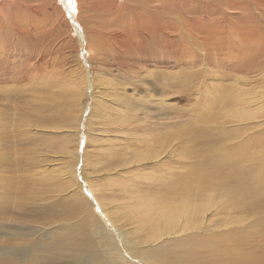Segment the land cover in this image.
<instances>
[{
    "label": "bare ground",
    "instance_id": "1",
    "mask_svg": "<svg viewBox=\"0 0 264 264\" xmlns=\"http://www.w3.org/2000/svg\"><path fill=\"white\" fill-rule=\"evenodd\" d=\"M70 1L0 0L2 214L6 211V214H14L16 211L24 217L28 212L22 205L8 208L5 201L18 185L6 171V157L15 158L9 155L11 147L18 143L26 130L43 136L47 132L52 135L56 130L48 131L45 125L38 129L35 117L26 112L17 124H13L17 110V102L13 99L19 97V92L53 95L55 89L62 88L79 104L82 94L83 97L86 95V88L93 89L89 118L84 122L88 137L84 136L96 145L93 144L91 152L86 149L84 169H89L99 179L92 186L87 185L90 198L99 205L90 200L81 187L70 190V177L74 173L69 171L65 179H61L66 192L64 201H54L51 206L58 214L66 216L65 219L76 216L79 220L76 224L67 221L46 223L47 231L39 234L29 247V264H58L53 256L60 261L59 264H264L255 256V245L250 236L241 233L231 219L237 214L248 213L249 205L256 206L264 199V169L256 170L253 176L255 179L261 176L262 189L259 182L248 183L245 176L252 165L249 159L246 160L248 153L251 154L249 158L252 157V150L240 145L230 148L234 152L229 155L225 141L215 151L223 154L214 155L213 150L211 156H199L203 148L200 142L188 146L187 140L169 139L163 131L175 122L170 123L167 115L161 114L169 107L170 88L177 78L170 69L169 59L178 55L176 68L196 74L194 71L209 57L204 50L214 49L220 54L217 47L223 49L229 40L235 43L238 32L243 40L261 46L264 42V0H74L76 10L71 13ZM62 27L67 33L63 32V44L75 40V49H62V41L57 42ZM18 48H25L27 55L23 54L27 59L21 63L15 53ZM158 51L166 57L150 64L145 57ZM256 54L258 59L248 66L245 64L249 74L242 73L243 77L238 81L232 82L225 79L227 75L224 77L210 69L204 70L205 74L216 79L223 91L220 101L215 99L218 110L225 103L232 109L219 113L222 121L217 122L216 129L221 133L226 126L234 129L240 125H252V122L253 125L263 122L264 67L259 62V54ZM62 55L68 59L67 69L62 66L64 73L58 68V59ZM189 55L191 63L185 64L183 61ZM9 60V71H6L4 64ZM130 69L133 71L129 73ZM121 73L126 74L120 78L124 86L109 88L107 77L116 79L122 76ZM7 75L12 76L4 79ZM251 80H255L257 85L249 86ZM127 87H132V94ZM141 91L144 96L139 93ZM112 104L120 108L119 114L111 109ZM148 105L153 107V111ZM86 108L84 105L82 113ZM128 111L134 115L145 112L146 118L141 119L147 125H142V128L150 130L149 134L137 138V133L126 130V125L136 122V116L130 117ZM7 115H10L9 119L5 117ZM110 115L120 137L132 141L131 146H122L121 154L104 143ZM70 116L72 120L73 116ZM74 121L73 124H64L66 126L59 130V135L63 133L62 136L68 138L78 136L79 143L81 121L79 125L78 119ZM94 121L96 125L92 124ZM70 125L76 126V130ZM93 125L99 128L98 133L93 132ZM106 155L111 164L107 163L104 170L98 160ZM120 158L121 161L128 158L122 167L121 163L118 164ZM76 159V152H69L66 165L76 166ZM42 160L34 159L39 168L46 170ZM135 163L139 168L132 170ZM44 172L40 173L41 180L47 183L44 174L53 178L54 171ZM115 174L119 178L114 184L113 180L105 177ZM27 176L25 178L32 181L30 174ZM112 186L116 188L115 192ZM253 193L256 200L250 198ZM116 194H123L129 200L124 208L116 204L117 200L113 198ZM127 222L130 224H125ZM257 224L261 226L262 220L257 219ZM216 229L223 231L217 238ZM207 230H213V234L208 236ZM21 235L23 233L18 231L13 236L18 239ZM257 240L264 244V231ZM4 250H0V257H3ZM11 257L16 258L13 254ZM8 261L4 258L0 262L8 264ZM17 262L20 264L19 260Z\"/></svg>",
    "mask_w": 264,
    "mask_h": 264
},
{
    "label": "rangeland",
    "instance_id": "2",
    "mask_svg": "<svg viewBox=\"0 0 264 264\" xmlns=\"http://www.w3.org/2000/svg\"><path fill=\"white\" fill-rule=\"evenodd\" d=\"M70 3H75V2L74 0H72L70 1ZM69 11L70 13L73 12L70 10V8ZM61 30H62V34L60 32L61 35L59 36L60 39L57 40V42L59 41V43L61 39L65 38V35L63 34L65 33L67 35L64 27H62ZM242 37H243L242 34L238 32L235 43H233V40L232 41L229 40V42H227L224 45L225 47H223V49L216 44L218 46L217 48L218 49L220 48L219 49L220 54L218 53V51L214 49L212 50L205 49L204 52H206V54L209 57L205 59L201 63V65L194 71L196 74L187 73L183 71V68L182 69L176 68L177 63H175V61L177 60V58H179L178 55L173 56L172 57L173 59L172 58L169 59L170 67H171L170 69L172 72L175 73V75H177V78L173 80L175 85L171 86L170 88L169 93L171 94L169 98L170 99L169 107L165 108L166 111L163 112L161 111V114L164 115L166 114L168 121L170 123L171 122H175V123H173L169 129L164 130L163 132L169 135L170 140L171 139L173 140L180 139L182 141L187 140L188 146L193 145L195 142H200L201 145H203V148L199 152V156L201 154L210 155L213 153V150L215 153V154L213 153L214 155L218 154L216 153L217 152L216 150L219 147L223 146L225 144L224 143L225 141H227L225 146L229 147L228 150L226 151L229 153V155L234 152V149H230V148H234L237 146L240 147V145L241 146L244 145L245 149L249 151L252 150V154H253L252 157L249 158L251 154L248 153V158H246V160L249 159L248 161H250V164H252L250 165L251 167L250 171H247L245 173L247 182L248 183L249 181L251 183L253 181L254 183L259 182L262 189L263 184L260 182L262 179L261 176H259L256 179L253 176H255V174L257 173L256 170H259L260 168L264 169V117L262 119L263 122H261V124L253 125L252 122V125H240V127L234 129L233 128L229 129L226 126L224 129L225 130L224 133L219 132L216 129L218 128L217 122L222 121L219 113L220 112L225 113L226 111H230L232 109L231 107H229L228 103L227 104L225 103L223 104L224 107L221 110H218L219 106L216 104L215 99L217 100L219 99L220 101V98L223 97V91L216 83V79H214L212 75L205 74L204 72L205 69H210L212 70V73L216 72L224 77L227 75L226 76L227 78L225 77V79H229L232 82L238 81L239 79H241V77H243V74H247L244 72H248L249 74V71H246L249 68L248 67L246 68V66H248L250 62L253 63V60L258 59L256 53L259 54L260 57L259 62L261 63L262 67H264V42L261 44V46L258 47L257 45H254L252 43L253 41L249 43V41L243 40ZM62 44L63 41L60 43V46ZM251 44H253L254 49L252 48ZM255 46L259 49H257ZM61 47H63L62 49H64V47H69L68 50H73L76 47V41L75 40H73V42L72 40L66 41ZM62 49L61 51L63 52ZM252 50L255 51V53ZM148 52L149 51L147 50V54ZM15 53L17 54V60L19 63L27 59L23 56V54L26 55L25 48L22 49L18 48L15 51ZM81 53L83 52L81 51ZM63 55L60 56L61 59L60 58L58 59V68L61 69L62 73H64L63 71L67 69L66 66L68 62L66 61L68 59L65 56L63 58ZM165 57L166 55H163L161 51H158L153 56L147 55L145 59H148L150 61V64H153L159 62L161 59ZM191 59H192L191 55H189L186 57V59L183 62L185 64H190ZM13 60L14 57L12 58V63ZM63 61L65 62V64ZM72 61L74 64L73 59ZM214 63H217L219 67ZM9 65H10V60L6 64H4L6 71H9ZM230 67H232L231 72L229 71ZM132 71L133 70L130 69L128 72L130 73ZM200 71L202 72L200 73ZM121 74L122 76L121 77L118 76L116 79H113L112 77H107L106 80L110 83L109 88H115V87L121 88L122 86H124V82L120 78H123V76H126V74L125 73L124 74L121 73ZM11 76L12 75L4 76V79L9 78ZM251 84L257 85L255 80H251L249 86H251ZM127 88H128V92L132 94L133 93L132 87H127ZM233 88L235 89L236 87L233 85ZM61 89L58 88L55 89L53 95H33L29 91L26 94H22L19 92V97H17V99L16 98L13 99L14 100L13 102H17L16 104L17 110L14 118L15 121L13 122V124H17L18 120L21 119L23 113L26 112L30 114V116L35 117L34 120L37 123V125H39L38 129H41V127L45 125V127H47L46 130L48 131L49 130L52 131L53 129L56 130L54 132L55 134L53 133L54 135L53 134L50 135V133L47 132L45 133V136H43L44 134L41 135L42 133L39 132L26 130L27 132L26 131L24 132L25 135L23 134L22 135L23 137L19 138L17 140L18 143H16V145L13 146L14 149H12L13 147H11L10 149L9 155L11 157L14 156L15 158L11 159L5 156L6 157L5 164H7L6 171L10 173L7 174V176L13 177V179H16L18 183V185L15 186L10 191L8 198L5 199V201L8 204L7 206L8 208H11L17 205H22L23 209H25V212L28 210L27 214L24 217L20 216L19 212H16L15 210H14L15 211L14 214L10 212L6 214V212L8 211H6L4 214L0 212V216H1L0 217V250L5 249L3 251V257H0V261H3L4 258H7L9 260L8 264H18L17 260L20 261V264H29L31 258V251L29 247L30 245H32V243L35 240L38 239L39 234H44L47 231L46 223L53 224L55 222L62 223L67 221L69 224L72 223L76 224V222H78L79 217L76 218V216H73L70 220L65 219L66 216L58 214V212L54 210L51 206L52 202L54 201H61V202L64 201L63 196L66 194V192L64 191V188L62 186L61 179H65V176L69 173V171H72L74 173L73 176L70 177L71 180V184L69 185L70 190L81 187L82 191H85L87 193L89 199L95 201L94 199L90 198V193H88L89 190L87 185L90 184L92 186V184L97 182L98 178L89 169H84V153L86 149H88L87 151L91 152L94 149V145H96L94 142L87 141L88 136L85 135L86 127H84L85 126L84 122L87 121L89 118L88 113L90 110V105L93 102L92 99L93 89L92 87L90 88V90L86 88V95L85 97H83L82 94V98L79 104L75 103L72 97L67 96V94L63 91V89L62 90ZM216 92L218 93V95ZM139 93H141L142 96L145 95L143 91ZM214 96L216 98H214ZM84 105L87 108L85 109L84 113H82ZM148 108L153 111V107L151 105H148ZM111 109L114 110L115 112L117 111L116 114H119V112L121 111L120 108L114 107L113 104L111 105ZM35 111H37V113ZM11 113L12 112H9L8 114ZM65 113L68 116H66ZM155 113L157 112L155 111ZM256 113L262 115L260 114L261 113L260 111H257ZM127 114L129 116L131 115L130 117L134 115V114H130L129 111L127 112ZM70 115L73 116L72 120ZM145 115H146L145 112L136 113L134 115L136 116L134 119L136 122L132 120V123L133 122L135 123H133L132 125L125 126L128 132L137 133L135 135V137L137 138L145 137L147 134L150 133V130L148 129L145 130L142 128V125H147V123H144V121H142L141 119L142 117L146 118ZM5 117L9 119L10 115H7ZM75 118L78 119L77 121L78 125H79V120L81 121V126H80L81 133H80L79 143L77 142L78 136L72 135L71 138H68V136L67 137L62 136L63 133L59 135L61 132L59 130H61L62 127L66 126L64 124H67L68 122H71V124H73V122H75L74 121ZM109 118L106 123V127L108 128L106 132L107 135L103 137L104 143L106 144V147L113 149L117 153L121 154L124 149V147L122 146L123 145L131 146L132 141H128L120 137L119 130H117V128L111 123L112 120L111 115ZM208 121H210L211 123L210 124L207 123ZM95 123L96 121H94L92 124ZM95 125H93V132L98 133L99 128L96 129L97 127H95ZM70 126L73 130H76V126L73 125ZM155 133L157 134L158 131H155ZM84 135L87 137H85ZM6 139L4 141H6ZM188 149L191 152V149L190 148ZM69 152L72 153L76 152V156H77L76 166L68 167L66 165V159L69 155ZM179 152L182 153L181 150H179ZM221 153L223 154V152ZM33 155L34 157H32ZM36 158L43 159L42 163L45 164L46 170L39 168V163H36L34 161V159ZM127 159L121 161L120 158V162L118 164L121 163L120 165L122 167V163L125 162ZM259 160L262 163H260ZM98 161L101 163V168L104 170L107 169V163L108 165L111 164L108 155H106V157L102 156ZM72 165L74 164L72 163ZM255 165L256 166L258 165L257 166L258 168H256ZM135 168H139L136 165V163L133 164L132 170H134ZM50 171L51 172L54 171L53 174L54 177L51 178V176H49L48 174H44L45 178L48 181L47 183L43 182L41 180L42 177L40 173L42 172L48 173ZM28 174H30L32 181H30L28 178H25L28 177L27 176ZM105 177L107 179L113 180V184H114L116 183V180L119 178V175L115 174L112 176L109 175L108 177L107 176ZM55 178L57 180H53ZM101 181L105 182L104 180ZM112 188L114 189L115 192L116 188L114 186H112ZM255 197H256L255 193L250 194L251 199L254 198V200H256ZM113 198L114 200H117L116 204H118V206H121L123 208L127 205L129 201L127 198L124 197L123 194L121 195L116 194ZM96 208L99 209L97 205ZM249 208L250 210L248 211V213L237 214L235 216H232L231 219L236 222L235 226L236 228L240 229L241 233L250 236L252 240V244L255 245V252H254L255 256L258 259H260L262 262H264V244L259 243L257 240V236L264 231V199L256 206L249 205ZM209 219H211V216H209ZM257 219L262 220L261 226H258ZM125 224H130V222H127ZM222 228L225 229L226 226H223ZM18 231H21L23 235L19 236L17 239V236H13V235L17 234ZM216 231L218 232L215 233V238H217L218 235L221 232H223L218 229H216ZM76 232L78 231L76 230ZM207 234L208 236H211L213 234V230H207ZM27 240H30L29 244L27 243ZM6 250L10 251L11 253H9ZM11 254L16 256L17 259L11 257ZM53 258L57 261L58 264L60 263V261L56 258V256H53ZM0 263L3 264L2 262Z\"/></svg>",
    "mask_w": 264,
    "mask_h": 264
},
{
    "label": "snow or ice",
    "instance_id": "3",
    "mask_svg": "<svg viewBox=\"0 0 264 264\" xmlns=\"http://www.w3.org/2000/svg\"><path fill=\"white\" fill-rule=\"evenodd\" d=\"M70 10L75 12L76 8L74 3H70Z\"/></svg>",
    "mask_w": 264,
    "mask_h": 264
}]
</instances>
